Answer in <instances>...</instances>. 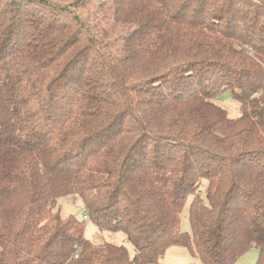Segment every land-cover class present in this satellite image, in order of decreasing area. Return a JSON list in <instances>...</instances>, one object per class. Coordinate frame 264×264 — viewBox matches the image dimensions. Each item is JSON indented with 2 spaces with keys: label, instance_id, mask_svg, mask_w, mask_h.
Segmentation results:
<instances>
[{
  "label": "trees",
  "instance_id": "16d2710c",
  "mask_svg": "<svg viewBox=\"0 0 264 264\" xmlns=\"http://www.w3.org/2000/svg\"><path fill=\"white\" fill-rule=\"evenodd\" d=\"M173 246L264 264V0H0V264Z\"/></svg>",
  "mask_w": 264,
  "mask_h": 264
},
{
  "label": "rangeland",
  "instance_id": "374dc122",
  "mask_svg": "<svg viewBox=\"0 0 264 264\" xmlns=\"http://www.w3.org/2000/svg\"><path fill=\"white\" fill-rule=\"evenodd\" d=\"M231 100V95L227 93L220 99V102L223 106L229 108L234 114L236 105ZM189 206L190 204H187L183 213L181 229L183 232H189L192 234V228L188 218ZM60 208L61 214L64 218H67L70 215H74L79 220H83L85 218L84 205L79 198L74 199V197H68L61 199L58 201L57 205V209ZM87 236L95 243L107 241L118 245L125 244L130 249L131 254L134 253V249L126 241L125 235L101 232L96 225L90 222L87 228ZM258 259L259 250L252 248L243 254L235 264H256ZM160 264H202V262L198 257H194L187 248L173 246L166 252L165 256L161 259Z\"/></svg>",
  "mask_w": 264,
  "mask_h": 264
},
{
  "label": "built area",
  "instance_id": "2783aa9c",
  "mask_svg": "<svg viewBox=\"0 0 264 264\" xmlns=\"http://www.w3.org/2000/svg\"><path fill=\"white\" fill-rule=\"evenodd\" d=\"M84 212H85V219L89 221V217H88L87 212L85 210H84Z\"/></svg>",
  "mask_w": 264,
  "mask_h": 264
}]
</instances>
